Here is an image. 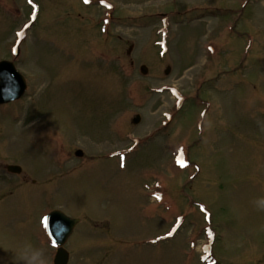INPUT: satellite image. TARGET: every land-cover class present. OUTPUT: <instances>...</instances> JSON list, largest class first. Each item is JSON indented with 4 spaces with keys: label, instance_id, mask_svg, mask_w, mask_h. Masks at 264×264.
Listing matches in <instances>:
<instances>
[{
    "label": "rangeland",
    "instance_id": "rangeland-1",
    "mask_svg": "<svg viewBox=\"0 0 264 264\" xmlns=\"http://www.w3.org/2000/svg\"><path fill=\"white\" fill-rule=\"evenodd\" d=\"M17 45L0 264H52L54 209L67 264H264V0H0Z\"/></svg>",
    "mask_w": 264,
    "mask_h": 264
},
{
    "label": "water",
    "instance_id": "water-1",
    "mask_svg": "<svg viewBox=\"0 0 264 264\" xmlns=\"http://www.w3.org/2000/svg\"><path fill=\"white\" fill-rule=\"evenodd\" d=\"M0 68L5 72L12 70V65L8 66L6 61L0 62ZM142 71H146L144 67H142ZM8 77H4L2 89L4 91L3 98H0V101H8L14 98H18L25 89V82L18 73H14V77L12 79H7ZM13 82L12 89L8 87V84ZM139 121V116L136 115L133 118V122L136 123ZM76 154L81 155L80 151H77ZM77 219L69 218L67 216H63L58 211L52 212L47 218V229L54 240L55 243L62 244L65 242L66 238L72 231L73 225L76 223ZM68 259V252L63 248H58L56 250V254L54 257V264H66Z\"/></svg>",
    "mask_w": 264,
    "mask_h": 264
},
{
    "label": "flooded vegetation",
    "instance_id": "flooded-vegetation-1",
    "mask_svg": "<svg viewBox=\"0 0 264 264\" xmlns=\"http://www.w3.org/2000/svg\"><path fill=\"white\" fill-rule=\"evenodd\" d=\"M3 106H4L3 104H0V110L3 108ZM2 158L5 157L2 156ZM10 164H17V163L0 162V185H1L0 188H2L1 191H5V189L8 188L9 190L8 195H11L21 184L27 183L33 185L35 183L36 179L31 177L29 174H27L23 170L22 165L18 172L12 173L11 170H8V166ZM4 176H7V178H5ZM12 181L13 183L10 184Z\"/></svg>",
    "mask_w": 264,
    "mask_h": 264
}]
</instances>
